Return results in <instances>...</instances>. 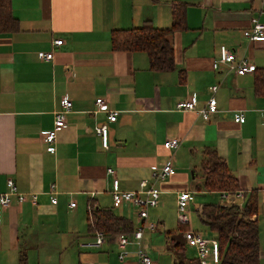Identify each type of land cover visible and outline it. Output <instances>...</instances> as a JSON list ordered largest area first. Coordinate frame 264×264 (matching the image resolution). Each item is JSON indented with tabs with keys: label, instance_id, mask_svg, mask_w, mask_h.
Returning <instances> with one entry per match:
<instances>
[{
	"label": "crops",
	"instance_id": "crops-1",
	"mask_svg": "<svg viewBox=\"0 0 264 264\" xmlns=\"http://www.w3.org/2000/svg\"><path fill=\"white\" fill-rule=\"evenodd\" d=\"M175 2L187 5L188 30L171 37L174 71L152 72L145 53L112 50L113 30L138 28L147 21L169 28ZM12 3L20 30L0 34V193L8 191L6 183L12 178L21 193L38 195V202L14 201L3 212L0 264H21L24 259L26 264H137L135 254L121 263L111 239L100 248L91 246L96 235L89 228L90 201L129 220L125 213L133 209L128 204L113 208L114 177L108 170L115 171L122 191H138L155 168L170 160L176 174L156 185L160 199L174 193L178 200L180 193L202 184L195 179L202 180L207 147L226 160L242 192L259 195V212L253 219L260 227L264 264V90L256 89L254 73L237 77L225 67L213 69L221 47L264 69V42H249L243 36L253 18L264 24V0ZM56 40L64 44L54 47ZM52 51L53 61L41 59V53ZM216 85L219 112L210 121L177 110L178 103L192 97L199 108L205 106L210 87ZM63 97L73 108L58 134L57 151L50 154L43 134L53 129ZM99 98L109 111L119 112L116 122L109 121V112L97 110ZM236 113L245 115L243 125L234 122ZM103 125L109 129L108 148L95 132ZM171 139L181 141L174 153L164 148ZM52 186L58 192L57 205L51 203ZM193 203L194 198L190 207L199 217L204 205L196 209ZM231 203L210 204L242 208L245 199ZM146 243L144 235L143 249L151 258Z\"/></svg>",
	"mask_w": 264,
	"mask_h": 264
},
{
	"label": "trees",
	"instance_id": "trees-1",
	"mask_svg": "<svg viewBox=\"0 0 264 264\" xmlns=\"http://www.w3.org/2000/svg\"><path fill=\"white\" fill-rule=\"evenodd\" d=\"M172 24L160 29L150 21L132 29H116L111 33L114 52L145 53L150 62V70L167 73L176 69L174 48L171 37L176 32L188 30L187 5L175 2L172 6ZM20 30L19 20L15 17L12 0H0V34H12ZM255 85L258 91L264 90V69H256ZM202 184L196 191L205 195L224 193L231 195L241 191L238 178L230 170L226 160L213 148L203 151L201 161ZM259 212V195L252 191L245 193V204L222 206L206 204L199 215L202 224L218 240L221 249L220 264H261L260 227L253 218ZM89 228L96 235L102 232L109 239L121 233H133V223L116 215L112 209L100 208L96 201L89 204ZM190 225H182L177 232H167V251L174 257L173 264H200L198 259L187 256L185 241ZM21 264H26L25 259Z\"/></svg>",
	"mask_w": 264,
	"mask_h": 264
},
{
	"label": "built area",
	"instance_id": "built-area-1",
	"mask_svg": "<svg viewBox=\"0 0 264 264\" xmlns=\"http://www.w3.org/2000/svg\"><path fill=\"white\" fill-rule=\"evenodd\" d=\"M244 38L249 42H264V24L257 18L251 20V24L248 29L243 32ZM64 44L63 40H56L54 47H60ZM41 59L44 61H53L54 52L41 53ZM221 67H225L227 73L233 74L237 77L253 74L257 67L246 58H238L235 51L230 50L227 47L220 48V57L213 64L214 71H220ZM219 86L210 87L209 91L211 97L207 104L199 108L197 104V98L192 97L186 101L180 102L177 105V110L181 112H195L205 122L211 120L212 116L219 112L218 101L216 94L219 90ZM96 106L98 111L109 112V121L116 122L119 112L109 111L106 101L102 98L96 100ZM73 102L68 97H63L60 100V108L55 113V122L53 129L43 134V143L46 145L47 151L50 154H55L57 138L59 132L67 125V117L72 112ZM97 111V112H98ZM1 112V111H0ZM262 120L264 121V110L262 112ZM234 122L239 125H243L246 122V117L243 113H236L234 115ZM95 132L101 137L103 147L108 148V133L109 129L107 125L97 127ZM181 146L179 139H171L165 142L164 148L171 153L177 151ZM108 174L113 176V183L111 189V197L113 202V208L117 209L123 204L130 205L136 210L138 219L137 228L133 233H121L116 235L111 240L115 241L118 248V260L121 263H126L130 257L135 254L137 264H153L152 259L145 253L143 249V239L146 232H155L158 225L149 222L150 209L158 206L160 201L161 191L157 187V183L164 182L176 174V169L172 165L171 161H167L162 167L155 168L152 172L150 181L144 180L140 184L138 191H122L120 188V182L115 176L113 169L108 170ZM8 191L0 193V224L2 223L3 212L17 201L18 204H22L29 201L33 204L38 202V195H26L19 191L18 186L14 179L9 178L7 180ZM56 186L51 187V203L52 205L58 204ZM234 198L245 199V193L239 191L235 195L224 193L222 200L226 203L232 204L231 200ZM193 200L192 192L180 193L177 200V211L180 224L190 225V212L189 206ZM76 204L72 203L71 207H75ZM108 238L102 232H98L95 236V242L92 247L100 248L106 244ZM185 241L188 248L196 251V257L200 264H220L221 263V249L218 240L214 238H207L202 233L193 231L192 229L186 231Z\"/></svg>",
	"mask_w": 264,
	"mask_h": 264
},
{
	"label": "rangeland",
	"instance_id": "rangeland-1",
	"mask_svg": "<svg viewBox=\"0 0 264 264\" xmlns=\"http://www.w3.org/2000/svg\"><path fill=\"white\" fill-rule=\"evenodd\" d=\"M196 184L201 183L200 178L195 179ZM193 198H194V206L196 209L199 207L210 204V203H219L221 202V198L219 196L208 195L203 197L205 194L203 192L196 191L194 189ZM132 211H126L125 214L130 216V220L133 221L135 229L137 228V216L136 210L131 209ZM118 211V210H115ZM190 219L191 224L190 228L193 231L201 232L205 236H209L210 238L213 236L210 231L202 224L198 217L197 211L193 206H189ZM118 214V213H117ZM150 218L149 222L158 225V231L155 233H147L145 234V243L151 246L150 256L152 261L155 264H173L174 257L171 253L167 251V239L166 233L172 232L175 233L178 231L180 227V221L177 211V197L174 193H166L161 196L159 201V206L157 209L150 210L149 212ZM133 216V217H132ZM132 217V219H131ZM163 223V226L160 225ZM187 256L189 258H196V253L193 249H187Z\"/></svg>",
	"mask_w": 264,
	"mask_h": 264
}]
</instances>
